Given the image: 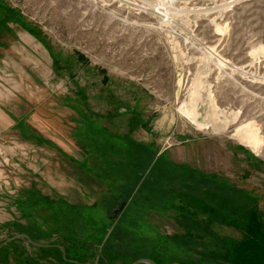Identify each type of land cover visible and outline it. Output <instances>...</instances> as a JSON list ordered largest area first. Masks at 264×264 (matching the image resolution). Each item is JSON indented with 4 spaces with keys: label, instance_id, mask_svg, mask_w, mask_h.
<instances>
[{
    "label": "rangeland",
    "instance_id": "rangeland-1",
    "mask_svg": "<svg viewBox=\"0 0 264 264\" xmlns=\"http://www.w3.org/2000/svg\"><path fill=\"white\" fill-rule=\"evenodd\" d=\"M171 3L0 0V244L31 223L21 200L89 208L30 207L63 248L16 240L0 264H73L69 239L96 250L81 264H238L264 234V0Z\"/></svg>",
    "mask_w": 264,
    "mask_h": 264
},
{
    "label": "trees",
    "instance_id": "trees-1",
    "mask_svg": "<svg viewBox=\"0 0 264 264\" xmlns=\"http://www.w3.org/2000/svg\"><path fill=\"white\" fill-rule=\"evenodd\" d=\"M0 25H2L0 27V31H3V28L5 26V21H1ZM24 28V27H23ZM31 34H33L36 38H38L33 32H31L30 30H28ZM35 201L31 200V198H29L28 200H21L20 205L21 208L24 212V216L27 217L29 220L31 219V223L25 225L22 224L20 221H15L14 223H10L7 224L6 226L9 228H14L18 233H22V234H27L31 240H33L34 242H38V240L41 238V235H43L44 230L41 229V226L39 225V223L30 216L28 209L30 207L33 206H44V207H55L58 209H77L76 211L80 214L82 212H87V210H89V208H83V207H75V206H70V205H66L64 202H59V201H53L50 200L49 198H45L42 197L40 195L35 196ZM30 202V204H28V202ZM133 208L134 209H140V210H149L151 209L150 205H144L140 202L134 201L133 203ZM224 221L226 223L229 224H235L237 225L239 228H245V230H247L248 232L250 231L249 228H246V226L248 225V222H246V219L244 218H238L236 217L234 214H227L224 217ZM36 229V231L34 230ZM61 229V227H60ZM253 229V228H252ZM34 230V231H33ZM254 230V229H253ZM254 232H257V230H254ZM46 233V232H44ZM260 231L257 233L258 235H251V236H247V240L249 242V245L251 246V248L248 249V251H246L245 257L238 263V264H264V234H259ZM164 240V239H163ZM160 241V243H165V241ZM20 241V240H17ZM25 241V240H24ZM94 241V239H93ZM14 244V242L10 243L9 245ZM90 242L86 241V242H81L80 244L78 242H74L72 239L70 241V239L68 241H66L63 245L67 248V250L65 251V256L63 254L64 260L66 262L69 263H73V264H81L80 260H82L81 256H87L88 253H93L95 251H92L95 248H90L89 245ZM4 246L0 249V256L3 255L4 251L7 249V247L9 246ZM161 245V244H160ZM60 244H49L48 247H40L44 250H50V249H54V250H59L61 249ZM63 247V246H62ZM79 249V250H84L83 254H79V258L80 260H72L71 256H75V250ZM77 257V256H76ZM149 260H151L153 263L155 264H173V263H179V264H195L193 262H185L182 260H172V258H168L167 255L163 254L160 255V253L157 254H153L151 256H149ZM86 262L88 261V259L85 260ZM172 261V262H171ZM26 262H28L26 260ZM103 262L104 264H110V260L108 258H103ZM145 264V263H143Z\"/></svg>",
    "mask_w": 264,
    "mask_h": 264
},
{
    "label": "built area",
    "instance_id": "built-area-1",
    "mask_svg": "<svg viewBox=\"0 0 264 264\" xmlns=\"http://www.w3.org/2000/svg\"><path fill=\"white\" fill-rule=\"evenodd\" d=\"M196 1V0H195ZM199 1V4L204 6L203 8V11L204 10H210L213 8V5L215 4V2H217L218 0H198ZM154 2V1H152ZM171 4H174V3H177V0H171ZM156 4H159L158 1H155L154 5ZM196 4V3H195ZM136 10H138L139 12L141 13H145V14H151L152 15V12H154V9L151 8L148 4H136ZM212 6V7H211ZM199 8L196 7V11H199L198 10ZM155 14H159L158 18H160V20L163 22V24L161 26H164V28H169V29H173V26L171 25V16H169L167 13H166V8L163 10L161 9L160 11L158 10H155ZM153 16V15H152Z\"/></svg>",
    "mask_w": 264,
    "mask_h": 264
},
{
    "label": "water",
    "instance_id": "water-1",
    "mask_svg": "<svg viewBox=\"0 0 264 264\" xmlns=\"http://www.w3.org/2000/svg\"><path fill=\"white\" fill-rule=\"evenodd\" d=\"M16 240H25L26 242H28L29 244H33L37 247H48L49 245H44V244H41V243H37V242H34L33 240H31V238L26 235V234H19V235H16V236H13L11 238H8L5 242H3L2 244H0V249L6 245H8L9 243L13 242V241H16ZM61 248H63L62 246H60ZM64 256H65V252H64ZM155 264L153 263L151 260L149 259H140L132 264ZM173 264H179V263H173Z\"/></svg>",
    "mask_w": 264,
    "mask_h": 264
},
{
    "label": "crops",
    "instance_id": "crops-1",
    "mask_svg": "<svg viewBox=\"0 0 264 264\" xmlns=\"http://www.w3.org/2000/svg\"><path fill=\"white\" fill-rule=\"evenodd\" d=\"M198 129H200L199 127H198ZM201 130V129H200ZM88 150V149H87ZM89 151V150H88ZM85 152H86V149H85ZM87 154H89V153H87ZM89 155H91V154H89ZM78 166L80 167V169H81V167H82V173H83V175H85L86 177H89L90 179H93V178H95V176H93L94 174H93V170H92V168L91 167H89L88 166V164L86 163V162H84V164H78ZM88 170H89V172H88ZM80 181V180H79ZM86 185V183H85V181H84V186ZM53 201H59V202H61L60 200H53ZM63 202V201H62ZM77 206H83V205H77Z\"/></svg>",
    "mask_w": 264,
    "mask_h": 264
},
{
    "label": "bare ground",
    "instance_id": "bare-ground-1",
    "mask_svg": "<svg viewBox=\"0 0 264 264\" xmlns=\"http://www.w3.org/2000/svg\"><path fill=\"white\" fill-rule=\"evenodd\" d=\"M190 108H191L190 104H188L187 108L181 107V108H179V113L181 115H183L186 119H188L194 126L199 127V125L196 123V120H195L193 113L191 112Z\"/></svg>",
    "mask_w": 264,
    "mask_h": 264
}]
</instances>
